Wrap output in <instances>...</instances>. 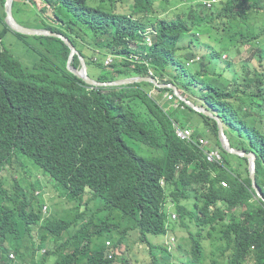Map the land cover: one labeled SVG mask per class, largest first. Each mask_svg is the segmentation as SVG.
I'll return each mask as SVG.
<instances>
[{
  "label": "trees",
  "instance_id": "16d2710c",
  "mask_svg": "<svg viewBox=\"0 0 264 264\" xmlns=\"http://www.w3.org/2000/svg\"><path fill=\"white\" fill-rule=\"evenodd\" d=\"M4 1L0 0V38L8 30ZM31 1L38 8L36 0ZM42 1L62 10L58 18L73 27L65 34L76 46L81 45L87 65L98 71L91 75L96 79L145 76L150 68L161 80H171L172 73L185 79L182 87L191 100L221 114L239 137L248 139L257 152V184L264 193V0H225L202 11L198 20L190 15L192 24L206 32L204 44L194 36L185 40L189 28L180 14L176 19L151 18L156 0ZM124 2L132 3L128 13L118 11ZM14 11L22 17L31 15L21 1H14ZM48 11L51 18L57 15ZM48 11L42 13L47 16ZM41 22L43 27L63 31L48 26L45 18ZM151 25L158 36L146 48L143 32ZM32 38L34 42L26 43L37 57L36 69L24 67L10 49L0 47V187L1 174L16 164L24 167L22 160L27 157L68 200L89 191L88 203L99 210H121L124 216L118 224L108 221L103 225L98 215L102 211H97L101 221L94 225L101 235L111 233L114 247L125 243L133 229L142 234L164 233L170 201L181 227L195 228L188 233L192 260L183 264H205V241L214 250L209 264H264V202L254 199L249 176L237 173L234 177L222 165L207 163L194 145L178 139L172 120L184 121L177 110L169 116L148 96L144 88L152 84L90 88L67 69L70 49L60 38ZM181 41L185 42L182 46ZM236 44L250 45L245 59H230L240 53L239 47L233 49ZM181 48L187 51L186 58L200 56L199 60L187 67L181 60ZM223 53L230 58L223 61ZM108 55L114 62L107 68L104 58ZM72 64L80 66L77 56ZM199 115L220 147L216 121ZM125 137L159 154L142 156ZM213 171L218 177L212 176ZM221 179L229 187H222ZM32 187L28 184L26 191L15 180L10 191L0 189L8 201L0 205L1 234L13 240L9 250L1 247L5 256L11 251L20 255L21 239L25 234L33 236V226L43 217L42 201L29 192ZM72 226L78 233L61 241ZM85 226L83 214L74 220L49 219L44 224L49 235L40 237L46 252L39 254L38 264H111L113 260L104 258L103 246L92 248L88 236L82 242L80 233ZM115 229L119 233L116 240L112 237ZM39 245L34 242L35 249Z\"/></svg>",
  "mask_w": 264,
  "mask_h": 264
},
{
  "label": "clouds",
  "instance_id": "9594fccd",
  "mask_svg": "<svg viewBox=\"0 0 264 264\" xmlns=\"http://www.w3.org/2000/svg\"><path fill=\"white\" fill-rule=\"evenodd\" d=\"M14 1L24 2L23 0H13V3H14ZM169 1L170 0H164L163 1V3L165 4L164 6L156 4V1H155V10L156 11L153 14H151L150 17L155 18L154 20L162 19V18L176 19L177 16L180 14L182 16L181 17L182 21H187V26L189 28L184 34L185 40L194 36L195 38H199L202 41V43L204 44V40H205L203 38V32L204 31L200 30L198 27H196L192 24V22H191L192 20L190 19V15H192L195 19L198 20V19H200L202 11H210L212 8L215 7V4H218L219 2L225 1V0H200L195 5H189L188 2H186L187 6L185 7V9L181 13H178V14L176 13V15L174 17H169V16H166L164 14L165 9H166ZM175 1L177 4V3H179L180 0H175ZM249 1H252V0H249ZM36 2L44 3V5H45L44 9H50L52 11H53V9L55 10V8L57 7V6L49 5L42 0H40V1L36 0ZM4 3H5V1H4ZM24 3H26L27 5H31L32 1L27 0V2H24ZM130 5H129V3H127V10H126L127 12H123L122 10H118V11L123 12V13H128L130 11V9H129ZM118 6H117V8H118ZM121 6H122V4H121ZM103 7L109 8L106 5H103ZM57 9L55 11H53V13L56 12L57 15L54 14V17H52V18L56 20V24L58 25L59 28L61 26V25H59L60 23H62V25L64 27V23L62 21H60V19L58 18V16L61 14H59V12H57ZM38 10L40 11L39 7H38ZM30 11H31V9H30ZM4 12H5V10H4ZM12 12H13V5H12ZM30 13H31V15L29 17L28 16L22 17L20 15L21 17L19 20L16 19L14 12H13V16L16 19V21L23 26L30 27V28H40V29L51 30L49 28L41 26V23H42L41 21L43 18L40 15V13H37V12H30ZM33 20H36L39 24L31 25L33 23ZM4 23L8 27L7 31H12L13 33L16 34V36H17V34H20V33L14 32L11 28H9V26L5 22V16H4ZM216 23H218V19H216ZM1 25H2V28L0 31L3 30V24H1ZM61 30H63V31H54V30H51V31L62 33L63 35L68 37L65 33L70 32V31H67L65 27H64V29H61ZM7 31H6V33H7ZM204 33H206V32H204ZM5 34L3 35V37L5 36ZM21 35L31 36V37L35 36V35H26V34H21ZM143 35H144V42L142 43V45L145 46L146 48H148V47L152 46L153 43L155 42V39L158 36V30L155 26L151 25V26H148L145 28ZM2 38H0L1 49L3 47L10 49V47L3 45V39ZM56 38H58V37H56ZM69 40L71 41L70 38H69ZM24 43L27 44L26 42H24ZM183 43H185V42L181 41L180 46H182ZM27 45H29V44H27ZM73 45L75 46V48L78 50L80 55L85 60V57L82 55V53L79 50V48H81V47H79L78 45H77L78 46L77 47L74 43H73ZM209 45L212 47L213 42L210 41ZM249 46L250 45H244V46L240 45V47H239V45L236 44L233 49H236L237 47H239V48L245 47V49L248 51ZM10 50L12 51V49H10ZM180 51H181V60L185 61V64L187 67L191 66L192 64H195L197 62V60H199V58H200V56L186 58V52L187 51L183 48H181ZM28 52L31 53L35 58H37L36 55L30 49L28 50ZM209 53H210V51H207V54H209ZM69 54H70V52H69ZM234 54H232V56L230 58L227 53H223L222 60L225 61L229 58L233 59V58H235ZM247 55H248V53H247ZM247 55H246V57H247ZM15 56L18 58L17 55H15ZM75 56H77L79 58L78 55H75ZM68 57H69V55H68ZM131 57L139 59L138 55L132 54ZM79 61H80V59H79ZM85 62H86V60H85ZM113 62H114L113 56L108 55L104 58V66H106L107 68L110 67V65ZM35 63L36 62L34 60H32L31 64H29V65H28V63L26 65H24L23 63L22 64L24 65V67L36 69V67H33V65ZM72 63H73V61H72ZM86 65H87V63H86ZM72 66H73V64H72ZM66 67H67V65H66ZM76 68L80 69V66L76 67ZM169 72L172 73V69ZM87 73L91 78L96 79L95 77H93L89 74L88 65H87ZM133 77H143V78L153 77L156 79L158 84L168 85V87L162 88V87L156 86V84H154L152 82H146V83L152 84V86L145 85L144 90L147 92L148 96L150 98H152L157 103V105L163 111H165V113H167L169 116H170L169 112L171 110H173V111L177 110L176 113L182 118L181 113H183L184 111H187V109H185V107L181 104V102H183L184 104H186V103L176 95L175 90L171 87V85L175 86L177 91L179 92V94L182 97L186 98L189 102L196 105L197 107H202V108L207 109L213 115L218 116L220 118V120L223 124L224 132H225L226 136L228 137V139L230 140V143H231L233 148H236L239 150H244L246 152H254L256 155V159H257V152L255 150L251 149L248 139L244 136L239 137L238 132L236 130H234L230 124L225 123V120L221 114L210 110L208 107H206L202 103H196L193 100H191L190 94L185 93V90L182 87V84L185 81V79H183L181 77L175 78L173 76V73H172L171 80L169 77H166L164 80H161L155 74V72L152 68H150L148 70V74L145 76H131V77H125V78H118V79H127V78H133ZM118 79H115V80H118ZM96 80H98V79H96ZM98 81H100V80H98ZM110 81H113V80H110ZM101 82H108V81H101ZM140 83H143V82H140ZM133 84H135V83H133ZM129 85H131V84H129ZM88 86H90V88L120 87V86H92V85H88ZM125 86H127V85H125ZM121 87H123V86H121ZM160 89H168V90L160 91ZM187 106L190 107L189 105H187ZM192 110H194V109H192ZM194 111L197 112L196 110H194ZM197 113H199V112H197ZM206 117H208V116H206ZM172 122H173L175 136L178 139H180L181 141L187 142L191 145H194L202 153L204 160L207 163L222 165L228 173H230L234 177L237 176V172L234 173V171L229 166V163H225V159H224L225 155L231 154V153H228L223 149L221 142H220L219 133H218V140L220 142V147L215 143V141L210 140L209 138H205L202 134H199L198 131L194 127L188 125L187 123H185V122L180 123L179 121H176V120H172ZM216 124H217V122H216ZM177 128H180L183 130L184 129L190 130V137L189 138L179 137L177 135V132H176ZM217 129H218V124H217ZM228 129H233L235 132H227ZM207 130L209 131L208 128H207ZM236 145L239 147H237ZM231 155H234L239 159V162H235L236 166H239V167L244 162L243 160H240V159H242V158L246 159L244 157H240V156L235 155V154H231ZM25 158H27V157H23V159H25ZM27 159H29V158H27ZM256 159H255V161H256ZM22 162H23V160H22ZM246 164H247V169L246 170L241 169L240 170L241 172H238V173H241L243 177L249 176V178H250L248 160H247ZM28 165H30V164H28ZM28 165L25 166V164H24V167H22V166H18L16 164L15 166L8 168V170H5L1 174V175H3V178H2V186L0 187V189L10 191L12 185L15 183V180H18L21 187L23 189H25L26 191H27V189H26L27 185L32 184L33 187L31 188V190H29V192L31 194H33L34 196L38 197L42 201L43 217H42L39 225L33 226V231H32L33 236L25 234L23 236V238L21 239L22 246L19 248V254L20 255L15 254L13 251H11L6 256L4 255L5 252L2 251L1 247H5L7 250H9L7 248V246H9V243L13 240H11L10 238L4 237L1 234V231H2L1 230V223H2V221H0V257L3 255V260H0V264H38L41 256L43 254H45L46 249L42 247V244L40 243L41 242L40 237H47L49 235V230L44 228V224L49 219H53V218L64 219L60 216H57V215H60L61 213H59V212L55 213L52 211V206H53L52 197L49 195V191H47V189L51 190L52 193L57 196V198H60L61 200L65 201L66 203H69L72 205V208L67 209L63 212V213L71 214V216H69L68 219H65V220H74L77 216L83 214V222L85 224H88V226H85V231L80 233V239L84 243L85 237L88 236L90 241H91L90 244H91L92 248H94L96 246H98V247L103 246L105 248L104 258H107L109 260H113L111 264H183V263H188L189 260H192L191 243L188 239V237H189L188 233L189 232H195V228L193 226H191L189 229L181 227L178 212L176 210L175 205L172 202L169 201L168 204L166 205L167 221H166V230L164 233H162V234H152V233L142 234L138 230L133 229V230H131V236H127L125 243H122V244L120 243V244H118L117 247H114L112 244V239L110 237L111 233L110 232H103V234L101 235V233L100 234L97 233L98 230L94 228V225L99 224L101 221L98 219V215L103 217V219H104L103 225H104V223L108 224V221L113 222L112 221L113 220V212L115 210L112 212L107 211V210H99V208L95 207L94 203H88L87 198H88V195L90 193L89 191H87L83 195V197H81V198L68 200L65 196L62 195L61 188H59V186L51 178L45 176V175H48L45 172H44L45 173L44 176L46 179V185L44 183L40 184L39 182H33L32 181L33 176L28 175L27 170H25V168L29 167ZM20 172H23L24 175L21 174ZM212 176L214 178H216V177H218V173L213 171ZM250 180H251V178H250ZM5 181L9 182V188H4L3 182H5ZM224 182L226 183V185L223 184ZM161 183L164 184L163 181H161ZM256 183H257V178H256ZM220 184L222 187H225V188L229 187V182L226 179H221ZM251 185H252V188L254 190V195H253L254 199H259V200H262L264 202V200L257 194L256 190L254 189L252 181H251ZM257 186L261 190V188L258 184H257ZM261 193L264 196V193L262 192V190H261ZM48 201L50 203H52V204H50V208H49ZM6 203H8V201H6V198H4L0 194V205L2 206L3 204H6ZM97 211H102V212H99L97 215ZM119 211L121 212V210H119ZM123 216H124V214L122 212H121V216L118 214V217H117L118 221L122 220ZM107 218H108V220H107ZM90 220L92 221L91 223H90ZM113 223L117 224L116 222H113ZM135 223H136L135 220L132 219L131 225H134ZM73 230H74V226H72L70 228L71 233H67V234L64 233L62 235L61 241H65L70 236H74L76 233H78V232H73ZM177 230L182 231V235L179 236L181 243H178L176 246L177 252L180 253V257L176 256V247H173L174 243H175V233ZM34 233H36V235ZM167 233H169L168 240H166L163 243H161V242L157 243V241H155V240L150 241L148 239L149 235L159 236V235H163V234H167ZM171 234L174 236H172ZM103 235H106V238L104 239V241L102 243H97L95 241L96 238L101 237ZM34 242H36V245L40 244L38 249L34 248ZM205 242H206L205 248L209 250V253L207 254L206 250L204 248V251H203L204 260H205V264H209V261L212 257V252L214 250H213L212 245L210 244L209 241H205ZM185 246H188V248H185ZM252 249H254V246H252ZM32 254H34V255H32ZM39 254H42V255L39 256ZM28 257H31V259L28 260ZM112 258H114V259H112ZM156 260L158 262H156ZM45 264H49V261H47Z\"/></svg>",
  "mask_w": 264,
  "mask_h": 264
},
{
  "label": "rangeland",
  "instance_id": "374dc122",
  "mask_svg": "<svg viewBox=\"0 0 264 264\" xmlns=\"http://www.w3.org/2000/svg\"><path fill=\"white\" fill-rule=\"evenodd\" d=\"M163 1L164 0H156V4L164 6L165 4L163 3ZM199 1L200 0H180L179 3L176 4L175 0H170L166 9H165L164 14L166 16H169V17H174L176 15V13L177 14L181 13L185 9V7L187 6L186 2H188L189 5H195ZM24 2H27V0H24ZM127 3L128 2H124L122 4V6L120 4L118 6V10H122L123 12H127L126 11L127 10ZM37 5L40 8V11L38 10L36 5L31 4V5H28V12L30 13V9H31V12L40 13V15L42 16L43 19L45 18L48 20V22L46 23L48 26H54V27L58 26L56 24V20L51 18L49 15L51 12L48 10H50V9H46V11H48V13H47V16H45L46 14L42 13L44 6H45L44 3H38L37 2ZM56 9H57V12H59V14H61V16H63L62 10L58 6L55 8V10ZM55 10L53 9V11H55ZM14 15H15L17 20H19L21 17L15 11H14ZM28 17H29V15H28ZM35 24L37 25L39 23L36 20H33V23L31 25H35ZM59 25H61L60 29H64V27L66 28L67 31H71L73 29L72 26L68 27V26H66V24H64V27H63L62 23H60ZM1 28H2V25L0 24V30H1ZM220 36H221V34L218 30L217 31V37H220ZM2 39H3V45L10 47V49H12V52L18 56V59L24 65H26L27 63H28V65L31 64L32 60H34L35 62H38L37 58H35L31 53L28 52L29 46L24 43V42H34L35 39L32 38L31 36H25L24 38H20V37L16 36V34L13 33L12 31H7V33L5 34V36ZM78 46L81 47L80 44H78ZM247 53H249V52L245 49V47H242V48H240V53H235L234 56L237 60H241V59L243 60L246 57ZM88 68H89V74L90 75H94L95 73L96 74L98 73L96 68H94L92 66H88ZM167 70L170 71L171 68H168ZM181 115H182V120L185 123H187L188 125L194 127L198 131L199 134H202L205 138H209L210 140L215 141L214 133L211 131L209 132L207 130V125L203 122V119L200 117V115L198 113L191 112V111L187 110V111H184L183 113H181ZM227 132H235V131L233 129H228ZM125 138L129 142V144L132 146V148L138 154H140L142 156L150 157V156L159 154V151L156 149L149 148V147H146V146L141 145L139 143L133 142L131 139H129L127 137H125ZM225 157L228 160L229 166L234 171V173L241 172L240 171L241 169H244V170L247 169L246 162H243L240 167L236 166L235 162H239V159L236 156L231 155V154H226ZM23 162H24L25 166L30 164V165H28L29 167L25 168V170H27L28 175L33 176L32 181L33 182H39L40 184L44 183L46 185L45 176H47V177H49V176L45 175V173L37 165H35L30 159L25 158V159H23ZM261 172H264V165L262 166ZM20 173L24 175L23 172H20ZM3 185H4V188H9V182L8 181L3 182ZM47 191H49V195L52 197V203H53L52 211L55 213L59 212L61 214L57 215V216H60L64 219H68V217L71 216V214L63 213V212L67 209L72 208V205L69 203H66L65 201L61 200L60 198H57V196L55 194H53L51 190L47 189ZM48 203H49V208H50V204H52V203H50L49 201H48ZM118 214L121 216V212L119 210H115L113 212V220L112 221L116 222L117 224H118V218H117ZM34 234L36 235V233H34ZM118 235H119V233L117 232V229L112 231V237L114 240L117 239ZM181 235H182V231L177 230L175 233V243H174L173 247H176L178 243H181V241L179 239V236H181ZM168 236H169V233L159 235V236L149 235L148 239L150 241L155 240V241H157V243H159V242L163 243L166 240H168ZM172 236H174V235H172ZM105 238H106V235H103L101 237L96 238L95 241L97 243H102ZM185 248H188V246H185ZM205 250H206V253L208 254L209 250L206 248H205ZM176 256L180 257V253L177 252V247H176ZM30 259H31V257H28V260H30Z\"/></svg>",
  "mask_w": 264,
  "mask_h": 264
},
{
  "label": "water",
  "instance_id": "95a60500",
  "mask_svg": "<svg viewBox=\"0 0 264 264\" xmlns=\"http://www.w3.org/2000/svg\"><path fill=\"white\" fill-rule=\"evenodd\" d=\"M12 5L13 0H5L4 3V10H5V22L11 28L14 32L20 33V34H26V35H35V36H53L58 37L61 40L65 42L66 45L70 48V54L67 60V68L69 71H71L74 75L81 78L86 84L92 85V86H125L133 83H140V82H152L156 84L158 87H168V85L165 84H158L156 79L153 77H133V78H127V79H118L108 82H101L94 78H91L87 73V65L84 60V58L80 55L78 50L75 48L73 43L69 40L68 37L63 35L62 33L54 32L48 29H40V28H30L23 26L19 24L16 19L13 16L12 12ZM78 55L80 59V69L72 66V61L74 59V56ZM171 87L175 90L176 95L183 100L187 105H189L192 109L196 110L202 115L208 116L212 119H214L218 124V133L220 137V142L223 147V149L231 154L238 155L240 157H244L248 160L249 163V174L250 178L253 184L254 189L256 190L257 194L264 200V196L261 193V190L258 188L256 183V155L254 152H246L244 150H239L236 148H233L230 140L226 136L223 128V124L218 116L213 115L211 112H209L207 109L202 107H197L196 105L189 102L186 98L182 97L179 92L177 91L176 87L171 85Z\"/></svg>",
  "mask_w": 264,
  "mask_h": 264
},
{
  "label": "built area",
  "instance_id": "2783aa9c",
  "mask_svg": "<svg viewBox=\"0 0 264 264\" xmlns=\"http://www.w3.org/2000/svg\"><path fill=\"white\" fill-rule=\"evenodd\" d=\"M176 132H177V135L181 138H189L190 137V130H188V129L183 130V129L177 128ZM223 184L226 185L225 182Z\"/></svg>",
  "mask_w": 264,
  "mask_h": 264
}]
</instances>
